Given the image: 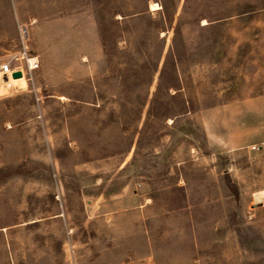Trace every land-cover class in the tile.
I'll list each match as a JSON object with an SVG mask.
<instances>
[{
	"label": "rangeland",
	"instance_id": "obj_1",
	"mask_svg": "<svg viewBox=\"0 0 264 264\" xmlns=\"http://www.w3.org/2000/svg\"><path fill=\"white\" fill-rule=\"evenodd\" d=\"M13 56L0 264H264V0H0Z\"/></svg>",
	"mask_w": 264,
	"mask_h": 264
},
{
	"label": "built area",
	"instance_id": "obj_2",
	"mask_svg": "<svg viewBox=\"0 0 264 264\" xmlns=\"http://www.w3.org/2000/svg\"><path fill=\"white\" fill-rule=\"evenodd\" d=\"M20 32H21L22 37H25V38L27 37V31L25 28L24 29L20 28ZM22 59L23 57H19V56L11 57L7 62L0 65L1 73H3V75H7L8 73L12 75L15 72H20L21 77H23L25 76L26 72H31L37 68V63H34V65H31V63L29 62L30 59H27L26 63L23 64ZM260 148H264V142L261 143Z\"/></svg>",
	"mask_w": 264,
	"mask_h": 264
},
{
	"label": "bare ground",
	"instance_id": "obj_3",
	"mask_svg": "<svg viewBox=\"0 0 264 264\" xmlns=\"http://www.w3.org/2000/svg\"><path fill=\"white\" fill-rule=\"evenodd\" d=\"M157 8H158L157 4H151V6H150V9H151V10H155V9H157ZM203 24H205V22H204ZM35 61H36L35 58H32V59L29 60V62L31 63V65H34ZM0 72H1V71H0ZM1 75H3V73H1ZM9 75H10V73H8L7 75H4V76L8 77ZM10 76H12V75H10ZM21 83H22L24 86H26V82H25L24 79L21 80Z\"/></svg>",
	"mask_w": 264,
	"mask_h": 264
},
{
	"label": "water",
	"instance_id": "obj_4",
	"mask_svg": "<svg viewBox=\"0 0 264 264\" xmlns=\"http://www.w3.org/2000/svg\"><path fill=\"white\" fill-rule=\"evenodd\" d=\"M13 78H20L21 77V73L20 72H15L12 74Z\"/></svg>",
	"mask_w": 264,
	"mask_h": 264
},
{
	"label": "crops",
	"instance_id": "obj_5",
	"mask_svg": "<svg viewBox=\"0 0 264 264\" xmlns=\"http://www.w3.org/2000/svg\"><path fill=\"white\" fill-rule=\"evenodd\" d=\"M263 142H264V140H263Z\"/></svg>",
	"mask_w": 264,
	"mask_h": 264
}]
</instances>
